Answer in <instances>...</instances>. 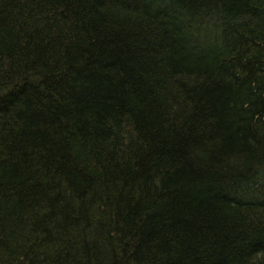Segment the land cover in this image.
Segmentation results:
<instances>
[{
  "label": "trees",
  "instance_id": "16d2710c",
  "mask_svg": "<svg viewBox=\"0 0 264 264\" xmlns=\"http://www.w3.org/2000/svg\"><path fill=\"white\" fill-rule=\"evenodd\" d=\"M0 264H264V0H0Z\"/></svg>",
  "mask_w": 264,
  "mask_h": 264
}]
</instances>
